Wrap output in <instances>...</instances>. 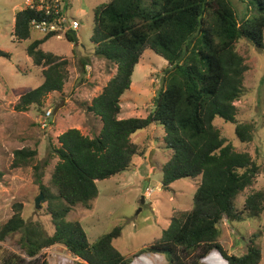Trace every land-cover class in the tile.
Instances as JSON below:
<instances>
[{
	"label": "trees",
	"instance_id": "1",
	"mask_svg": "<svg viewBox=\"0 0 264 264\" xmlns=\"http://www.w3.org/2000/svg\"><path fill=\"white\" fill-rule=\"evenodd\" d=\"M243 2L251 8L250 16L241 22L231 0H108L94 7L90 38L94 54L116 68L86 106L99 118L101 128L92 136L74 127L58 135V145L50 149L57 158L50 176L56 193L42 183V174L36 175L54 231L48 234L38 221H25L21 203H13L11 216L0 226V240L19 233L24 256L5 251L0 264H48L42 250L53 244H63L82 260L80 264H128L130 259L112 244L121 235L120 226L90 243L81 224L66 215L97 197V180L129 168L139 152L131 136L155 123L164 128V146L171 151L161 166L162 187L170 189L181 178L199 176L200 182L192 208L172 216L160 237L141 252L163 254L169 264H203L202 259L217 250L228 264H259L261 250L253 240L240 255L229 254L218 240L223 218L241 221L243 214L258 216L264 210L262 190L249 193L242 210L236 209V197L253 184L259 167L248 153L227 143L213 123L216 117L235 122L234 102L243 93L247 70L236 42L244 38L264 51V0ZM41 16L28 7L18 10L13 40L28 39L32 19ZM50 37L35 39L25 48L34 66L42 68L43 80L18 98L14 105L18 111L32 104L41 106L49 93L62 91L68 79V59L40 47ZM65 39L73 43L71 35L65 34ZM148 47L168 62L164 89L152 113L120 118L121 96L130 88L134 67ZM0 55L9 57L1 50ZM85 65L80 59V69ZM235 132L241 142H249L253 125L238 123ZM35 153L14 151L11 167L25 165Z\"/></svg>",
	"mask_w": 264,
	"mask_h": 264
},
{
	"label": "rangeland",
	"instance_id": "2",
	"mask_svg": "<svg viewBox=\"0 0 264 264\" xmlns=\"http://www.w3.org/2000/svg\"><path fill=\"white\" fill-rule=\"evenodd\" d=\"M106 1L66 0L68 16L79 22L75 30L79 44L71 49L65 35H62L47 39L42 50L68 59V79L62 91L49 93L41 106L32 104L28 110L18 111L14 109L18 98L43 80L42 68L34 66L25 51L26 46L42 34L30 29L28 39L14 41L13 18L18 10L25 7V0H0V50L9 54V57L0 55V226L11 216L12 204L21 203V216L25 221H38L48 234L54 231L44 196L39 208L35 207V199L40 194L36 175L42 174V183L55 194L56 188L50 183V176L57 158L52 155L51 145H58V135L68 128H77L88 136L101 128L99 118L88 112L86 106L116 71L112 63L95 56L90 41L93 9ZM231 1L239 22L250 16L251 6L244 0ZM235 48L247 65L243 93L234 102L235 122L216 117L213 123L227 143L238 152L248 153L259 167L253 184L235 199V207L241 211L249 193L264 191V51L244 38L236 42ZM80 59L86 61L83 70L79 67ZM167 66V60L152 48L144 50L134 67L130 88L121 96L120 118L145 117L153 112L155 101L165 86ZM45 110L51 111L50 124L41 128L38 121ZM244 122L253 125V136L249 142H241L235 132L236 125ZM164 136V128L158 123L134 133L131 140L137 144L139 152L132 158L129 168L110 178L97 180V197L90 201L89 206L78 204L66 215L67 220L81 224L90 243L120 226L121 235L112 244L130 259L128 264L142 254L157 255L156 264H169L163 254L141 251L160 237L172 216L192 208L200 182L199 176L181 178L173 181L170 189L162 187L161 166L171 154L164 146ZM19 149L35 150L36 153L25 165L12 168L13 153ZM148 187L153 188L149 196L145 194ZM218 229V240L229 254H243L253 240L261 250L259 264H264V210L258 216L243 214L241 221L223 218ZM19 237L20 234L16 233L0 240V258L5 251L24 256ZM42 253L48 264L82 263L63 244H53L44 248Z\"/></svg>",
	"mask_w": 264,
	"mask_h": 264
},
{
	"label": "built area",
	"instance_id": "3",
	"mask_svg": "<svg viewBox=\"0 0 264 264\" xmlns=\"http://www.w3.org/2000/svg\"><path fill=\"white\" fill-rule=\"evenodd\" d=\"M25 7L40 12V18L31 21V28L43 35H51L60 38L68 30H76L79 22L67 14L68 2L66 0H25ZM51 111L45 110L40 115L39 126L46 128L50 124ZM152 188H146L145 194L151 195Z\"/></svg>",
	"mask_w": 264,
	"mask_h": 264
},
{
	"label": "bare ground",
	"instance_id": "4",
	"mask_svg": "<svg viewBox=\"0 0 264 264\" xmlns=\"http://www.w3.org/2000/svg\"><path fill=\"white\" fill-rule=\"evenodd\" d=\"M157 259H159L157 255L142 254L137 257L132 264H156ZM202 261L205 264H226L215 251L206 256Z\"/></svg>",
	"mask_w": 264,
	"mask_h": 264
},
{
	"label": "water",
	"instance_id": "5",
	"mask_svg": "<svg viewBox=\"0 0 264 264\" xmlns=\"http://www.w3.org/2000/svg\"><path fill=\"white\" fill-rule=\"evenodd\" d=\"M66 34H69V35H71L72 36V39H73V45H78L79 44V41H78V37H77V34H76V31L75 30H73V29H71V30H68L67 31V33ZM42 198H43V194L42 193H40L39 195H38V197H36V199H35V207L36 208H39V202L42 200ZM142 201H144V198H143V196H142ZM213 251H215L225 262H226V264H228L227 263V260L226 259H224L221 255H220V253L217 251V250H211L206 256H208L209 254H211ZM205 256V257H206ZM204 257V258H205ZM203 258V259H204ZM202 259V260H203Z\"/></svg>",
	"mask_w": 264,
	"mask_h": 264
},
{
	"label": "crops",
	"instance_id": "6",
	"mask_svg": "<svg viewBox=\"0 0 264 264\" xmlns=\"http://www.w3.org/2000/svg\"><path fill=\"white\" fill-rule=\"evenodd\" d=\"M13 20H14V18H13ZM12 25H13V24H12ZM43 37H44V35L42 34V36L39 37V39H41V38H43ZM44 42H45V41H44ZM44 42H43V43H44ZM43 43L40 44L41 49H42V45H43ZM69 44H70L71 49H73V44L70 43V42H69ZM119 117H120V113H119Z\"/></svg>",
	"mask_w": 264,
	"mask_h": 264
},
{
	"label": "clouds",
	"instance_id": "7",
	"mask_svg": "<svg viewBox=\"0 0 264 264\" xmlns=\"http://www.w3.org/2000/svg\"><path fill=\"white\" fill-rule=\"evenodd\" d=\"M51 37H55V36H51ZM73 44V43H72ZM150 188V187H149ZM153 189V188H152Z\"/></svg>",
	"mask_w": 264,
	"mask_h": 264
}]
</instances>
